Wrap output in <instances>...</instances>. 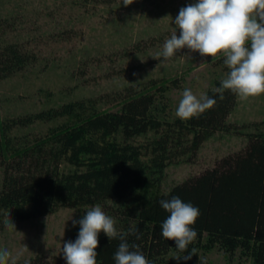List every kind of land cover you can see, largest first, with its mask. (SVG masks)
I'll list each match as a JSON object with an SVG mask.
<instances>
[{
  "label": "trees",
  "instance_id": "16d2710c",
  "mask_svg": "<svg viewBox=\"0 0 264 264\" xmlns=\"http://www.w3.org/2000/svg\"><path fill=\"white\" fill-rule=\"evenodd\" d=\"M30 58L14 44L0 48V81L26 69ZM215 84L204 93L216 100L215 105L188 120H168L165 105L145 88L126 90L115 111L99 108L97 99L87 98L7 121L0 116V230L5 219L12 223L36 219L62 207L76 209L80 220L86 208L114 200L118 232L136 228L140 238L127 237L130 250L140 251L150 264H200L201 254L214 249L223 253L225 264H240L235 262L236 252L238 259L264 264V119L262 127L249 134L242 153L222 159L168 192L160 191L170 160L187 156L191 161L215 132L231 129L226 120L238 95L225 90L221 98L215 92L220 82ZM163 89L159 88L160 97ZM36 121L55 125L32 139L12 135L15 127ZM149 132L157 136L146 144L131 142ZM173 196L198 207L200 215L192 225L197 237L188 246L196 254L188 261L167 263L170 251L187 254L178 253L174 240L162 237L161 226L170 213L159 202ZM98 240L97 264H115L120 239L109 240L105 234ZM27 261L66 264L64 257L61 262L42 256Z\"/></svg>",
  "mask_w": 264,
  "mask_h": 264
},
{
  "label": "rangeland",
  "instance_id": "374dc122",
  "mask_svg": "<svg viewBox=\"0 0 264 264\" xmlns=\"http://www.w3.org/2000/svg\"><path fill=\"white\" fill-rule=\"evenodd\" d=\"M196 2L133 0L124 6L122 0H0V48L14 44L31 57L26 69L0 81L2 120L87 98L97 99L99 108L115 111L119 98L133 88L155 92L158 102L165 105L167 119L179 118L176 109L185 89L199 97L216 88L215 83L230 72L223 54L212 59L187 47L168 60L162 56L159 60L153 58L163 51L165 41L175 30L179 37L180 30L174 23L179 10ZM263 119L264 94L247 99L238 96L226 120L231 127L229 132H215L191 161L187 156L170 160L160 191L168 192L172 186L212 169L222 159L242 153L249 134L262 127ZM53 125L55 121H36L23 128L15 127L12 135L32 139L44 135ZM155 136L149 132L131 142L144 145ZM2 177L0 165V189ZM98 206L115 221L118 231L117 203L109 200ZM73 219L78 221L76 209L62 207L46 216L14 222L15 226L0 230V250L9 251L8 264L36 256L61 262L63 244L75 242L78 237V223L73 226ZM101 235H105L102 230L98 236ZM235 254V262L251 263ZM174 255L178 254H166L167 263L178 262ZM201 261L225 264L226 258L214 249L201 254Z\"/></svg>",
  "mask_w": 264,
  "mask_h": 264
},
{
  "label": "clouds",
  "instance_id": "9594fccd",
  "mask_svg": "<svg viewBox=\"0 0 264 264\" xmlns=\"http://www.w3.org/2000/svg\"><path fill=\"white\" fill-rule=\"evenodd\" d=\"M122 3L128 6L133 0H122ZM174 23L180 30L179 37L175 30L165 41L163 51L153 58L159 60L162 56L168 60L185 47L212 59L223 54L230 72L215 89L221 98L225 90H231L242 99L264 94V0H198L182 7ZM215 103L216 100L207 94L197 97L190 89H185L176 115L182 120L199 117ZM159 203L170 213L162 223V237L174 240L178 253L187 252L173 258L177 261L191 260L196 251H188V246L197 237L192 225L200 215L199 208L183 202L178 196ZM4 223L9 228L15 226L8 219ZM77 223L81 226L77 239L65 242L61 250L66 264H97L101 230L109 240L119 238L121 241L114 253L115 264H150L140 251H131L127 242L129 235L140 238L138 230L129 228L127 232H118L115 221L101 207L95 206L87 210L82 219L72 220L73 226ZM131 247L138 249L135 244ZM9 257L7 249L0 250V264H8Z\"/></svg>",
  "mask_w": 264,
  "mask_h": 264
}]
</instances>
